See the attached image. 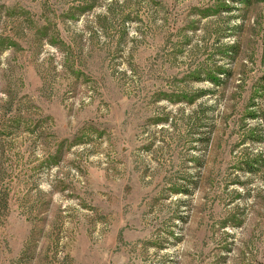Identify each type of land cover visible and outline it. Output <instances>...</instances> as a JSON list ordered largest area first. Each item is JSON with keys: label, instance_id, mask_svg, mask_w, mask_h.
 <instances>
[{"label": "rangeland", "instance_id": "obj_1", "mask_svg": "<svg viewBox=\"0 0 264 264\" xmlns=\"http://www.w3.org/2000/svg\"><path fill=\"white\" fill-rule=\"evenodd\" d=\"M0 264H264V0H0Z\"/></svg>", "mask_w": 264, "mask_h": 264}, {"label": "trees", "instance_id": "obj_2", "mask_svg": "<svg viewBox=\"0 0 264 264\" xmlns=\"http://www.w3.org/2000/svg\"><path fill=\"white\" fill-rule=\"evenodd\" d=\"M208 78H209V80L212 82V83H214L215 85H218V83H219V79H218V77L217 78H215V77H213L212 75H208L207 76ZM202 117H197L196 119H195V125H199V124H201L202 126H205V124H203L202 123ZM201 121V123H199ZM207 133H208V136H209V132H211V130L209 129V131H206ZM202 134H206L205 133V131H202ZM203 136V135H202ZM201 136V138H199L200 140H202V141H205L206 143L208 142V139H209V137L207 136V137H202ZM255 164H259L260 165V162H259V160L257 159L256 160V158H253L252 160H247V159H244V171H246V172H248V173H255L256 171H257V167H256V165ZM176 190H179L180 192H182V193H185V194H187L188 193V190L186 189V188H181V187H179V188H176ZM1 199H3V198H1Z\"/></svg>", "mask_w": 264, "mask_h": 264}]
</instances>
